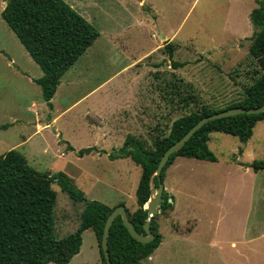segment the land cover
I'll return each mask as SVG.
<instances>
[{"label":"rangeland","instance_id":"374dc122","mask_svg":"<svg viewBox=\"0 0 264 264\" xmlns=\"http://www.w3.org/2000/svg\"><path fill=\"white\" fill-rule=\"evenodd\" d=\"M65 1L88 7L89 21L101 34L65 73L57 101L67 103L96 87L73 114L81 106L97 108V95L108 96L99 102L104 103L101 113L107 132L92 133L85 127L65 132L63 138L78 149L95 145L82 157L66 151L52 130L34 132L24 109L28 96L22 95L23 84L6 72L9 58L18 62L22 44L0 8V124L15 122L0 128V154L17 149L39 171L64 172L85 198L109 206L123 201L132 212L137 208L141 166L130 157L110 154L123 146L128 130L152 146L177 117L202 103L222 108L243 98L245 87L264 73V38L251 35L239 40L235 31L247 24L249 33L256 31L246 13L258 3L146 0L140 6L139 0ZM110 32L123 43L119 51L107 42ZM163 35L171 38L172 56ZM172 61L184 65L175 67ZM134 106L137 120L143 122L136 129L127 125L126 116ZM121 112L125 124L120 131ZM146 113L147 120L140 116ZM208 143L216 163L177 156L167 167L163 183L174 209L159 214L162 242L143 264H264V171L248 169L251 155L243 157L236 135L213 131ZM53 188L56 232L62 237L78 227L84 204L72 200L58 183ZM96 237L92 229L84 233V250L95 249ZM85 262L98 264L92 255Z\"/></svg>","mask_w":264,"mask_h":264},{"label":"trees","instance_id":"16d2710c","mask_svg":"<svg viewBox=\"0 0 264 264\" xmlns=\"http://www.w3.org/2000/svg\"><path fill=\"white\" fill-rule=\"evenodd\" d=\"M4 1L6 4L2 16L42 68L43 75L35 81L41 86L45 101L51 104L62 75L95 42L100 31L65 0ZM256 2L258 5L251 10L249 17L253 27L259 30L256 36L264 38V0ZM166 48L172 56L170 42L166 43ZM171 64L175 67L184 65L176 61ZM189 98L194 101L193 96ZM263 103L264 73H260L245 87L242 99L222 108L202 103L189 113L177 117L170 131L154 139L152 146L128 134L123 146L116 153H111L110 157H130L141 166V177L136 189L137 208L132 212L127 208L138 232L145 234L143 224L148 216L145 205L152 195V183L155 189L158 188L159 179L155 171L167 148L205 115L235 106L258 107ZM263 118L264 111L209 120L170 155L162 170V180L167 167L177 156L217 161L208 143L213 131L236 135L242 142H246L253 135L255 124ZM95 149L94 146L81 148L78 155L83 156ZM247 166L257 172L264 171V159H254ZM53 183H58L72 200L84 204L78 227L62 237L56 232L57 191ZM169 197L164 189L159 212L151 220L155 237L149 242L134 238L124 225L121 215L114 219L108 240L113 264H143L142 260L161 244L163 236L157 218L160 213L174 209V203ZM119 204L125 203L121 201ZM117 205L109 206L85 198L64 172L39 171L17 149L0 154V264H67L79 252L81 234L88 228L94 230L99 243L101 264H106L101 240L105 221Z\"/></svg>","mask_w":264,"mask_h":264},{"label":"crops","instance_id":"0c3cea01","mask_svg":"<svg viewBox=\"0 0 264 264\" xmlns=\"http://www.w3.org/2000/svg\"><path fill=\"white\" fill-rule=\"evenodd\" d=\"M141 1L146 0H139V5L143 6L144 4H140ZM6 2L4 0L1 1V7L4 8ZM72 6L80 12L83 16H85L88 20L91 21V18L89 17L91 13L89 12V8L83 6L82 4L80 5H74L72 2ZM246 14H250L251 9H247ZM92 16V15H91ZM142 22V21H141ZM248 23V19H247ZM249 28L250 25L247 24L246 27L241 26L235 31V36L240 40L249 36H254L257 34L259 30L256 29V31H253L252 33H249ZM246 31H248L246 33ZM249 33V34H248ZM101 34V33H100ZM116 32H110L107 42L116 48V51H119L123 47V43L118 40V38L115 36ZM251 36V38H252ZM166 42H170V39H167L168 37L166 35H163L162 37ZM19 39V38H18ZM20 41V40H19ZM21 42V41H20ZM171 43V42H170ZM22 44V43H21ZM254 42L251 41L250 46H252ZM23 47V48H22ZM22 47L19 46V50L17 52L18 54V62H15L14 57H10L8 62H6V67L7 69V74L9 76H12V74L19 80V83L23 84V90H22V95L23 96H28L25 100L24 104V109L26 112H29L28 115L31 116V119H29V123L33 126L34 132L42 131L43 129H50L52 130L55 134H58V142L60 144H65V150L69 152H76L78 154V148H76L74 145H72L71 142L63 138V134L65 132L71 131L74 132L76 129H80V127H85L87 130H90L92 133H106L107 131H104V126L107 127V121L105 119V116L101 113V106L104 107V103L100 104L99 102L102 101L104 102L106 95L99 94L96 96L97 100V108L93 109V106L87 107V106H81L78 109L80 112L73 114V111L75 108H77L82 101H84L86 98L92 95L94 89L89 91L88 93L78 97L77 99H70L67 103H60L57 101L58 95H59V90L62 87V83L64 80V75L65 72L60 80V83L58 85L57 91L55 92L54 96L51 99V104H48L47 101L43 98V93L41 92V86L35 81L36 78H39L43 75V70L40 67V65L33 59L29 51L25 48V46L22 44ZM14 64L15 66L12 67L11 65ZM9 70V72H8ZM105 81L97 85V88H100V85L104 84ZM37 93V95H36ZM65 94V92H64ZM42 95V98H41ZM133 99L136 100L137 96L133 94ZM127 106V104H126ZM129 106V104H128ZM132 108V105L129 106ZM123 111V110H122ZM130 112V111H129ZM121 115L117 116L118 124L121 126L119 130L121 131L122 125L125 124L122 118V112L120 113ZM136 114V109L135 106L133 107V111L128 113L126 116L128 117L127 120V125H131L133 129H136L138 125H142V121L137 120ZM138 115V114H137ZM151 115V114H150ZM141 117H145L144 119L147 120L148 114L146 113L144 116L140 114ZM149 118H152V116H149ZM148 118V120H149ZM13 120H16V117H13ZM144 121V120H143ZM79 124L77 127L73 125ZM15 122L9 124V123H1L0 128H7L8 125L12 126L14 125ZM145 125H147V122H144ZM73 125V126H72ZM130 127V128H132ZM107 129V128H106ZM109 131H112V129H109ZM131 131V129H130ZM129 134V130L127 132V135ZM106 137V136H104ZM71 146V147H70ZM95 146V145H94ZM241 154L243 157H245V154L251 155V157L247 160L250 162L256 158H262L264 155H259V154H264V118L259 120L254 127L253 130V135L251 138H249L246 142H242L241 144ZM87 147H92V146H87ZM73 148V149H72ZM86 148V147H83ZM102 148V147H98ZM81 149V148H80ZM91 154V153H90ZM86 155V154H84ZM82 157V156H81ZM128 158V157H126ZM195 159V158H194ZM218 161V160H217ZM213 161V162H217ZM250 167H248L249 169ZM260 172V171H258ZM255 190H252V194L254 193ZM261 191L264 192V188H261ZM248 192V191H247ZM121 202V201H120ZM119 202V203H120ZM118 203V204H119ZM117 205V204H116ZM159 223V222H158ZM89 229L84 230L81 234V245L79 252L73 256V258L67 263V264H72L76 261V263L80 264H86L85 258H87L88 255L95 256L97 258V263L101 264V257H100V250H99V243H96V247L94 249V246H91L89 250H84V243H83V235L86 233ZM75 229H73L74 231ZM93 230V229H92ZM94 231V230H93ZM95 233V232H94ZM97 239V237H96ZM98 241V239H97ZM98 249V250H96ZM152 257V254L149 256V258ZM49 263H55V262H49ZM47 263V264H49ZM58 264V263H56Z\"/></svg>","mask_w":264,"mask_h":264},{"label":"water","instance_id":"95a60500","mask_svg":"<svg viewBox=\"0 0 264 264\" xmlns=\"http://www.w3.org/2000/svg\"><path fill=\"white\" fill-rule=\"evenodd\" d=\"M264 111V103L258 107H251V108H245L243 106H235L231 108H226L222 109L219 111H216L212 114H208L200 118L179 140L171 144L167 148V150L163 153L160 162L157 166V169L155 171V174L158 176L159 179V185L158 188L155 189L153 183H152V195H154L149 198L148 202L145 205V208H147L148 211V216L143 224V228L145 230V234H142L137 231L135 228L133 222L131 221L128 210L125 204H118L113 208V210L110 212L108 215L105 225H104V230H103V236L101 240V248L103 250L105 259H106V264H113L111 258H110V253H109V248H108V240H109V234H110V227L114 221V219L118 216L121 215L124 225L127 227L128 231L130 234L136 238L137 240L141 242H149L154 239L155 233L151 229V220L152 218L159 212V207L163 199V191H164V183L162 180V170L164 166L166 165L167 161L169 160L170 155L178 150L181 146L185 144V142L201 127L203 126L206 122L209 120L215 119V118H221L229 115H234L238 113H260Z\"/></svg>","mask_w":264,"mask_h":264}]
</instances>
